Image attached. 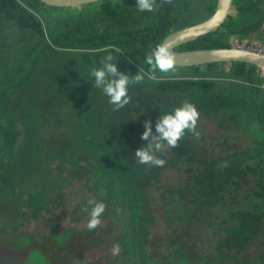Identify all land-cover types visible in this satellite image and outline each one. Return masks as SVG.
Here are the masks:
<instances>
[{
  "label": "trees",
  "instance_id": "16d2710c",
  "mask_svg": "<svg viewBox=\"0 0 264 264\" xmlns=\"http://www.w3.org/2000/svg\"><path fill=\"white\" fill-rule=\"evenodd\" d=\"M136 5L137 0H100L75 10V7L50 5L42 0H0V197L11 202V206L0 208L1 218L6 217L0 218V228L14 225L13 220L9 222L11 215L23 216L19 212L20 201L11 197L9 186L30 182L36 170L43 174L42 169H34L33 165H43L50 154L55 159L62 152L70 155L76 150L73 139L59 138L64 130L58 125L55 129L48 127L46 120L58 113L57 109L52 112L50 107L56 108L65 96L77 94L81 103L78 114L87 124L90 147H95L91 154L92 178L105 169V187H117L121 205L131 207L130 217L134 222L130 235L125 233L128 242L139 249L143 247L140 252L148 258V244L162 239L159 235L150 237L146 232L145 226L152 218L147 190L161 170L182 168L185 163L189 167L184 169L183 183L170 188L164 196L169 220L183 222L182 217H186L190 226L184 221L183 229L191 238V223L198 214H203L202 220L206 217L205 223L212 226L218 240L215 258L207 259L199 253L198 246L182 234L175 260L187 261L185 264H244L241 255L260 232L264 234L262 68L245 61H233L227 69L228 62H211L174 66L175 73L157 69L150 79L148 75L153 69L146 58L152 50L172 31L211 16L217 0H154L152 11H140ZM232 12L216 31L176 49L231 47L234 35L241 40L264 26V0H234ZM109 53L116 59L119 70L131 79L130 102L119 109L93 86L90 77L91 69L98 67L101 58ZM140 73L144 78L136 81L134 76ZM185 102L194 104L204 113L223 114L233 119L235 126L255 137V145L249 150L243 148L244 154L241 151L233 154L232 162L221 163L219 156L203 161L199 158L203 145L197 140L198 136L186 130L177 146L157 152V156L165 160L162 166L139 163L135 152L149 143L142 138L146 122L151 123L154 134L162 115ZM41 107H47L42 112L46 122L42 134L35 117ZM18 117L27 136L17 152L21 134ZM195 142L201 147L195 149ZM43 147L47 151H42ZM86 152L90 153V149ZM250 180L254 182L251 189L259 187L261 190H250L247 199L239 198L240 190L245 188V183L250 186ZM91 182L95 189L98 181ZM52 183L48 189L39 183L38 189L29 191L30 208L59 193L63 185ZM126 197H129L128 202ZM232 199H241L244 204L229 208ZM99 200L104 204L110 202L107 196ZM218 204L223 205L222 213L212 212V205ZM223 211L230 213L224 216ZM175 230L178 229L171 226L169 233L174 235ZM185 240L193 259L198 258L196 263L178 252Z\"/></svg>",
  "mask_w": 264,
  "mask_h": 264
},
{
  "label": "rangeland",
  "instance_id": "374dc122",
  "mask_svg": "<svg viewBox=\"0 0 264 264\" xmlns=\"http://www.w3.org/2000/svg\"><path fill=\"white\" fill-rule=\"evenodd\" d=\"M81 8L83 7L77 6L73 9L79 10ZM234 12L236 11L232 13ZM236 39L240 40L238 35L232 37V41H236ZM249 40L264 44V26L260 31L252 32L249 37L241 38L240 41ZM226 68H229V62L226 64ZM175 72H177L176 68L170 70V73ZM78 99L77 94L71 97L67 95L63 101L61 100L60 104L57 103L56 108L50 107L52 112L57 109L58 113L52 114L51 118L46 120L48 127L52 124H57L63 128L70 127L68 123L74 121L72 117H75L78 107L81 106ZM44 109H47V107H41L40 112H36L35 116L36 124L40 127V134L44 133L43 131L46 128V122L42 118ZM198 111L200 115L196 127L200 134L197 140L201 146L203 145L199 154V158L203 161H211L210 157L219 156L218 160L221 163L232 162L234 160L232 158L233 154L241 151L243 148H248L249 150L255 145V137H252L250 132L243 131L244 129L241 130L240 127L235 126L232 123L233 119H229L223 114L215 115V113ZM17 125L21 130L19 142L16 145V151L18 152L24 139H26L27 133L23 131V124L19 117L17 118ZM156 135L158 134L155 131L153 136ZM70 136L75 137L77 134L71 130ZM80 136L83 137V140H86L89 135ZM200 147L195 142V149ZM92 148L95 149L93 146ZM169 148L170 146L166 144L162 147V149L166 150ZM96 152L95 150L94 153ZM241 152L245 153V151ZM51 155L44 162V167H42L43 174H38L36 170L33 179L30 178V182L23 181L22 184L17 183L9 186L10 195L13 199L20 201L19 212L25 218L20 214V218L16 214H13L11 215L12 218H9V222L11 223V220H13V223L15 222L14 225H6L4 226L6 227L5 229L0 228V264H26V262L27 264H62L59 262L61 261L60 258L65 257L66 252L71 253L77 240H75L76 237H79V240L82 237L83 242L86 244H88L87 241L91 243L89 245V255L97 259L101 258L107 250L111 251L109 248L113 247L114 244L111 237L116 228H125L128 234L132 231L133 224L131 223L134 222V218L130 217L131 207L124 208L121 205L117 187H109L108 189L105 187V169L99 172L95 178H92V166L89 165V168H83V164H91V162L86 159L87 154L82 149H74L70 155H65V152H62L55 159H52ZM198 162L199 160L196 159L195 163ZM76 167L77 169H75ZM188 167V164L183 163L182 168L180 167L181 169L165 168L160 171L158 176L155 175L154 179L152 178L153 180L147 190L152 218L145 226L146 232L150 237L161 236L160 244H168L172 239L175 246H180L178 240L181 241L183 239L180 235L185 234L186 239L198 246L199 253H203L207 259H214L216 256L215 245L218 237L213 234L211 230L212 226L205 223L206 217L202 220L203 214H198L194 218V221L191 223L190 238L189 236L187 237L186 230L184 231L183 229L184 221L189 225L186 217H182L184 219L183 222L179 221V219L169 220V209L165 206L164 196H167L170 188L183 183L184 169ZM94 179L98 181L95 189L90 185ZM52 182H56V185H63L59 187V193L56 195V192L53 193V195L47 197V201H44V199L43 201H38L33 206L31 205L30 208V205L28 206L27 204L29 191L31 189H38L39 183L41 185L45 184V186H52ZM253 184V180H250V186L245 183V188L239 192V198L247 199V193L250 190H261L259 187L251 189ZM101 196H107L110 202L105 203V210L101 214L100 222L96 228L89 229L88 219L91 209L88 202H100ZM254 198L257 199L256 196ZM241 199H232L229 208L235 209L241 207L244 204ZM125 200L128 202L129 197H126ZM7 202L8 200L6 201L5 198L0 197V208L11 204V202ZM250 203L252 204V201ZM222 207V204H218L217 206L212 205L211 211L222 213ZM229 213L228 211H223L224 216H228ZM2 215L5 216L4 214ZM171 226L178 229L174 231L175 233L173 232L174 235L169 233ZM79 230H87L83 234L84 238L81 233H78ZM125 235L124 233L122 236L124 239L126 238ZM194 236H200V238H194ZM186 245L187 241L185 240L184 245L181 243L182 248L179 250V253L183 250V253L189 254L190 249ZM54 253L58 254L57 257L53 255ZM216 259L219 260L220 257ZM241 259L244 264H264V234L262 232L249 245L248 250L241 255ZM190 260L192 263H196L198 258L194 260L192 256ZM176 263H180V260L176 261Z\"/></svg>",
  "mask_w": 264,
  "mask_h": 264
},
{
  "label": "clouds",
  "instance_id": "9594fccd",
  "mask_svg": "<svg viewBox=\"0 0 264 264\" xmlns=\"http://www.w3.org/2000/svg\"><path fill=\"white\" fill-rule=\"evenodd\" d=\"M136 7L140 11H152L154 8V0H137ZM147 63L152 66L153 72L148 75L150 79L155 76V70L168 73L174 67V57L170 51V47L166 44H158L152 52L147 56ZM93 86L100 89L108 98V102L115 108H123L129 104L131 97L128 95L130 77L121 72L116 63L114 56L109 53L101 58L100 65L93 67L90 71ZM144 78V74L140 73L134 76L136 81ZM199 111L192 103L185 102L182 106L176 107L174 110L162 115L156 124V132L158 135L153 136L151 123L146 122L145 132L142 138L149 140L144 147L137 149L135 156L141 164H154L162 166L164 159L157 156V152L162 150L163 145L171 147L177 146L178 142L185 135L186 130L199 136L196 131V124L199 118ZM150 137L152 138L150 140ZM90 207L88 228L94 229L100 222V216L105 210V204L101 202H88ZM119 251V245H113V253Z\"/></svg>",
  "mask_w": 264,
  "mask_h": 264
},
{
  "label": "flooded vegetation",
  "instance_id": "af4514ba",
  "mask_svg": "<svg viewBox=\"0 0 264 264\" xmlns=\"http://www.w3.org/2000/svg\"><path fill=\"white\" fill-rule=\"evenodd\" d=\"M78 112H79V109H77L75 117L74 116L72 117L74 121L68 123L70 127H67V128L60 127L62 130H64V134L60 136L59 138L69 136L70 138L73 139L74 143L77 145L76 150L82 149L87 154L86 159L90 161L91 164H83V168L86 169V168H89V165L92 166L91 154H92L93 148L92 146L90 147L91 145L90 135L87 136L86 140H83L82 139L83 137L80 136V135L87 134L86 133L87 124L85 120L78 114ZM50 126H53L50 128L55 129L57 127V124H52ZM71 130H73V132L76 133L77 136L71 137L70 136ZM44 136H47V135L45 134ZM49 137L51 136H48L47 138ZM56 138H58V136ZM87 149H90V153L86 152ZM45 150L46 148L43 147L42 151H45ZM33 167L34 169H38V168L42 169V167H44V164L43 165H33ZM75 169H77V167ZM46 187L48 189V185L45 186V188ZM8 225L11 226V224H8ZM86 232L87 230L78 231V233L82 234L83 238H84L83 234ZM124 233H126V229L125 228L123 229L122 227L120 228L118 227L115 229L111 237L112 243H114L113 245H117V244L119 245L118 252L114 254L113 247H110L109 249H111V251L107 250V252L103 254L101 258H97V259L93 258L92 255H89V250H90L89 245H91V243L87 241L88 244H86L85 242H83L82 237H81V240H79V237H76L75 240L76 239L77 240L74 244V248L71 251V253L66 252V256L61 257L60 258L61 261L59 262H61L62 264H185L187 262V261L180 260V263H176V260L174 257H176L177 249H176V246L173 245L172 239L169 241L168 244H160V240H158L156 244H153V243L148 244L150 245V248L147 250L146 254H148V258H146L145 255H143V253L140 252L143 247L139 249L138 247H136V244L135 245L130 244L126 238H125L126 241L123 240L122 236ZM139 252H140V255H139ZM181 253L182 255L190 259L193 256L190 254V252L189 254L186 255L185 253H183V250L181 251ZM53 255L57 257L58 254L54 253ZM60 256L62 255L60 254ZM150 258H151V261H149Z\"/></svg>",
  "mask_w": 264,
  "mask_h": 264
},
{
  "label": "water",
  "instance_id": "95a60500",
  "mask_svg": "<svg viewBox=\"0 0 264 264\" xmlns=\"http://www.w3.org/2000/svg\"><path fill=\"white\" fill-rule=\"evenodd\" d=\"M55 6L77 7L100 0H42ZM234 0H217V6L211 16L198 23L185 26L169 33L161 42L170 47L174 57V66L203 65L211 62L245 61L264 69V52L249 48L215 47L177 50L176 47L193 41L209 32L216 31L232 12Z\"/></svg>",
  "mask_w": 264,
  "mask_h": 264
},
{
  "label": "built area",
  "instance_id": "2783aa9c",
  "mask_svg": "<svg viewBox=\"0 0 264 264\" xmlns=\"http://www.w3.org/2000/svg\"><path fill=\"white\" fill-rule=\"evenodd\" d=\"M232 41V45L239 48H249L256 51L264 52V44L260 42H253V41H240L236 39ZM262 72L264 73V69L262 68Z\"/></svg>",
  "mask_w": 264,
  "mask_h": 264
}]
</instances>
